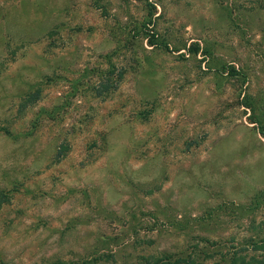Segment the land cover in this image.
<instances>
[{
	"label": "rangeland",
	"instance_id": "374dc122",
	"mask_svg": "<svg viewBox=\"0 0 264 264\" xmlns=\"http://www.w3.org/2000/svg\"><path fill=\"white\" fill-rule=\"evenodd\" d=\"M0 202V264L264 256V0H0Z\"/></svg>",
	"mask_w": 264,
	"mask_h": 264
},
{
	"label": "trees",
	"instance_id": "16d2710c",
	"mask_svg": "<svg viewBox=\"0 0 264 264\" xmlns=\"http://www.w3.org/2000/svg\"><path fill=\"white\" fill-rule=\"evenodd\" d=\"M120 75H122V73H120ZM111 86L109 85H106V84H103L102 85V92L104 93L106 90L110 89ZM29 100H31L29 98ZM62 153V152H60ZM60 155V154H59ZM1 203V202H0ZM257 249H261V248H257ZM264 249V247H263ZM55 264H97V261H93V260H86V261H83L82 263H74V262H57ZM144 264H155V263H150L149 261H146V263ZM230 264H264V256H262L261 258H244V257H240L239 259H233Z\"/></svg>",
	"mask_w": 264,
	"mask_h": 264
}]
</instances>
